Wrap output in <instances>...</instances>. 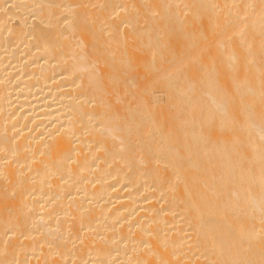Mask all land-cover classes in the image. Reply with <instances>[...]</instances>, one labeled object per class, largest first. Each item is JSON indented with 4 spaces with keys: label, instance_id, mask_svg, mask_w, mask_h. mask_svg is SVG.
<instances>
[{
    "label": "bare ground",
    "instance_id": "6f19581e",
    "mask_svg": "<svg viewBox=\"0 0 264 264\" xmlns=\"http://www.w3.org/2000/svg\"><path fill=\"white\" fill-rule=\"evenodd\" d=\"M0 200V264H264V0H0Z\"/></svg>",
    "mask_w": 264,
    "mask_h": 264
},
{
    "label": "rangeland",
    "instance_id": "374dc122",
    "mask_svg": "<svg viewBox=\"0 0 264 264\" xmlns=\"http://www.w3.org/2000/svg\"><path fill=\"white\" fill-rule=\"evenodd\" d=\"M17 141V140H16ZM16 141H14V143L16 142ZM18 177H20V176H16V178H18ZM4 184V185H3ZM7 184V183H6ZM6 184H5V182H3L2 184H1V186H6ZM12 190V191H11ZM15 191V189H9V195H10V197H9V195H8V193L6 194V197L5 196H3L6 200H4L3 199V197H2V202H4L2 205H3V207L5 206V209L4 210H6V206L8 207L9 206V203H11V201H14V199L17 197V195L19 194L18 193V188H16V191ZM11 192V193H10ZM20 192V191H19ZM18 193V194H17ZM21 193V192H20ZM17 194V195H16ZM22 194V193H21ZM8 195V196H7ZM15 196V197H14ZM24 196V195H23ZM26 196H24V198H25ZM10 199V200H9ZM1 201V200H0ZM0 207H1V204H0ZM10 207V206H9ZM0 210H2V209H0ZM1 217V216H0ZM6 218V217H5ZM2 220H4V219H2ZM1 221V220H0ZM2 225V224H1ZM12 226L14 227V225H11V226H9V227H11L12 228ZM4 226L2 225V230H3V232H5L6 230V232H8V229H5V228H3ZM1 228V227H0ZM7 228V227H6ZM11 228H10V230H11ZM15 229V228H14ZM0 231H1V229H0ZM14 231V230H13ZM4 233L6 236H8V237H10L13 233H11V235L9 236L8 234H9V232L8 233ZM1 233V232H0ZM14 235V234H13ZM6 236H4L5 238H4V241H6L5 239H7L6 238ZM9 239V238H8Z\"/></svg>",
    "mask_w": 264,
    "mask_h": 264
}]
</instances>
